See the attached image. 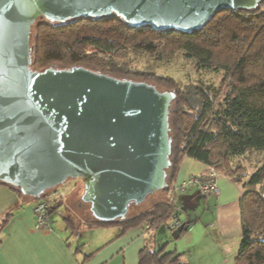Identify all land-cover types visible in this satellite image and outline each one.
I'll return each instance as SVG.
<instances>
[{
	"label": "water",
	"instance_id": "water-1",
	"mask_svg": "<svg viewBox=\"0 0 264 264\" xmlns=\"http://www.w3.org/2000/svg\"><path fill=\"white\" fill-rule=\"evenodd\" d=\"M260 0H0V182L40 197L68 178L103 222L168 187L176 97L142 80L85 66L31 67V28L117 15L129 26L190 33L226 9Z\"/></svg>",
	"mask_w": 264,
	"mask_h": 264
},
{
	"label": "trees",
	"instance_id": "trees-1",
	"mask_svg": "<svg viewBox=\"0 0 264 264\" xmlns=\"http://www.w3.org/2000/svg\"><path fill=\"white\" fill-rule=\"evenodd\" d=\"M30 45L31 67L37 70L56 64L80 65L174 91L176 97L169 111L171 164L166 170L168 187L162 191H173L175 174L184 157L213 165L230 177L242 187L238 203L241 235L234 264H264V160L252 172L242 162L245 156L264 153V0L255 9L217 11L205 25L190 33L148 26L134 28L114 14L64 22L40 17L32 25ZM132 53L159 60L180 54L197 67L220 70L223 75L217 86L204 88L192 83L181 88L171 77L132 69L128 65ZM226 95L222 115L218 104ZM0 184L19 196L30 197L34 203L43 196H25L17 187ZM175 215L174 198L165 195L149 208L123 219L103 222L91 215L84 222L89 227L118 224L121 230L166 224L173 230L169 222ZM10 216L8 212L1 219L0 231ZM184 231L185 226L179 227L175 237ZM165 246L158 250L145 246L139 264H188L180 253L163 252Z\"/></svg>",
	"mask_w": 264,
	"mask_h": 264
},
{
	"label": "crops",
	"instance_id": "crops-1",
	"mask_svg": "<svg viewBox=\"0 0 264 264\" xmlns=\"http://www.w3.org/2000/svg\"><path fill=\"white\" fill-rule=\"evenodd\" d=\"M205 170L204 163L184 157L173 191L166 193L174 198L179 227L185 226L178 238L179 227L170 230L166 224L152 229L147 224L124 230L118 224L89 227L84 221L90 211L74 215L68 205L60 207L63 200L52 209L49 227L39 228L32 213L34 201L0 184V221L11 214L0 231V264H139L145 246L158 250L165 243L163 252L180 253L188 264H234L241 235L238 203L242 187L222 174L216 181L217 196L203 195L197 185L184 192L178 188Z\"/></svg>",
	"mask_w": 264,
	"mask_h": 264
},
{
	"label": "rangeland",
	"instance_id": "rangeland-1",
	"mask_svg": "<svg viewBox=\"0 0 264 264\" xmlns=\"http://www.w3.org/2000/svg\"><path fill=\"white\" fill-rule=\"evenodd\" d=\"M128 65L135 70H143L148 73H156L162 76L171 77L174 81L181 86L186 84L196 83L206 88V86H217L222 78L223 72L216 69H205L197 67L194 62L184 58L180 54H174L169 58L157 59L154 56L142 53H132L128 59ZM55 67H62L61 65H55ZM152 84V83H151ZM210 86V87H211ZM157 89L171 90L167 86L159 85ZM224 98L218 104L219 112L224 115V109L226 105V99ZM264 160V153H256L248 157L245 156L242 162L246 165L249 172H252L256 166H258ZM59 189L64 192V198L60 207L64 204L68 205L71 212L74 215H83L86 209L89 210V205L81 200L83 192V183L80 178H68L64 183L60 184ZM65 188V189H64ZM166 192L159 190L146 196L144 201L138 204H131L127 214L140 213L141 211L149 208L154 202L165 198ZM58 211H62L59 209ZM65 216L68 213H63ZM87 217L91 215L88 212ZM60 216V214L58 215ZM62 218V217H61ZM166 229L165 225H162ZM177 229V228H175Z\"/></svg>",
	"mask_w": 264,
	"mask_h": 264
},
{
	"label": "built area",
	"instance_id": "built-area-1",
	"mask_svg": "<svg viewBox=\"0 0 264 264\" xmlns=\"http://www.w3.org/2000/svg\"><path fill=\"white\" fill-rule=\"evenodd\" d=\"M222 175L213 165H206L204 173L190 176L178 186L184 192L194 185H197L203 195L219 194L217 178ZM64 198V193L59 187L52 188L43 194L42 198L36 201L32 207V213L36 227H49V216L52 209ZM169 226L177 228L180 221L177 217H172Z\"/></svg>",
	"mask_w": 264,
	"mask_h": 264
}]
</instances>
